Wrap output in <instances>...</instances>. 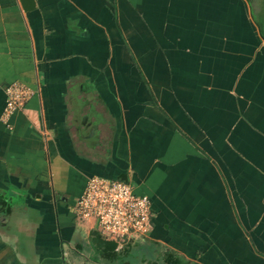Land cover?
Listing matches in <instances>:
<instances>
[{"label":"crops","instance_id":"obj_1","mask_svg":"<svg viewBox=\"0 0 264 264\" xmlns=\"http://www.w3.org/2000/svg\"><path fill=\"white\" fill-rule=\"evenodd\" d=\"M32 1L0 0V264H264V0ZM91 176L148 236L77 217Z\"/></svg>","mask_w":264,"mask_h":264},{"label":"built area","instance_id":"obj_2","mask_svg":"<svg viewBox=\"0 0 264 264\" xmlns=\"http://www.w3.org/2000/svg\"><path fill=\"white\" fill-rule=\"evenodd\" d=\"M33 90L22 81H14L6 87V106L3 117H9L21 109ZM75 211L85 220L94 219L99 229L119 246L148 236L152 223L151 199L139 194L125 181L91 176Z\"/></svg>","mask_w":264,"mask_h":264},{"label":"water","instance_id":"obj_3","mask_svg":"<svg viewBox=\"0 0 264 264\" xmlns=\"http://www.w3.org/2000/svg\"><path fill=\"white\" fill-rule=\"evenodd\" d=\"M25 6L26 9H30L33 7V1L32 0H21Z\"/></svg>","mask_w":264,"mask_h":264},{"label":"rangeland","instance_id":"obj_4","mask_svg":"<svg viewBox=\"0 0 264 264\" xmlns=\"http://www.w3.org/2000/svg\"><path fill=\"white\" fill-rule=\"evenodd\" d=\"M77 217L79 218V219H81V220H83V221H85V219H83L82 217H80L79 215H77ZM158 264H162V263H158Z\"/></svg>","mask_w":264,"mask_h":264}]
</instances>
